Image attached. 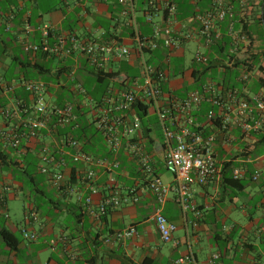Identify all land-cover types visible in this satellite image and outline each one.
<instances>
[{
    "label": "crops",
    "instance_id": "0c3cea01",
    "mask_svg": "<svg viewBox=\"0 0 264 264\" xmlns=\"http://www.w3.org/2000/svg\"><path fill=\"white\" fill-rule=\"evenodd\" d=\"M183 1H187L192 7L191 14L182 16ZM250 1L252 13L245 18L243 27L253 38L251 55L261 54V57L257 64L248 66L246 81L240 79L245 72L243 59L246 54L243 52L236 56L231 66L212 63L199 79L194 78V71L198 67L192 61L193 55L186 61V51L189 50L191 43L195 45L196 51L199 42L197 38L187 40L184 36L191 34L196 28L193 15L196 10L205 9L209 4L208 0H133L132 15L128 16L121 14L125 6L117 0H0V51L4 50L3 54H0V77L10 81H18L21 78L41 79L52 84V92L58 98L61 92L63 97H69L68 93L73 89L72 83L65 79L63 73L72 61L35 57L31 53L24 52L21 41L27 39L24 33L25 26L29 24L37 28L47 24L55 33H73L82 40L114 37L134 50L132 29L127 25V21L133 16L138 26V33L142 37H149L155 25L169 26L173 30L178 42L171 53L167 90L182 96L186 91L197 89L200 84L211 81L219 89L235 88L242 98L248 99L259 93L264 94V88L258 87V79L264 77V70L260 71L258 68L264 60V22L258 20V17L262 16L263 0ZM143 2L148 3V10H137L136 4ZM167 3L175 5V16L168 15L165 8ZM10 15L12 18L9 20ZM156 15H159V21L152 22V17ZM104 24H108L109 33L102 28L101 25ZM27 37L31 42H37L40 40V33L35 29L33 34ZM167 50L160 46L150 54L151 58H154L152 62L162 66L161 61ZM227 51L222 53L213 51V54L225 60L228 57ZM15 57H18V61L22 63H28L27 66L19 64L12 66L11 62ZM35 62L43 67L42 72L33 68ZM44 69L48 70L44 71ZM111 70L121 71V77L127 72L131 76H138V59L116 63ZM32 73L38 77L32 78ZM77 76L82 85L84 81H92V76L85 70L80 71ZM120 80L121 78L118 81ZM109 86L118 87L119 84L111 83ZM17 92L22 94L21 89ZM0 103H5V94L0 93ZM202 105L210 107L198 116L197 113ZM202 105L194 111V114L198 121L205 123L203 127L205 132H210L212 129L206 124L204 115L210 109L216 112L218 109L208 102ZM145 120L149 122L151 132H154L150 120ZM0 128H5L1 114ZM229 134L232 139L222 142V134L216 132L220 159L241 155L240 152L249 155L252 159L261 154L259 160L250 164V169L259 171L258 181L244 180L245 186L239 192L248 194L250 199L253 196L259 197L260 201L256 203V207L260 208V212L244 213V206L241 205L239 209L247 218V223L245 225L233 223L226 226L224 219L228 217L229 210L235 207V204L233 193L229 187L223 186V182L192 185L185 209L176 203L174 194L169 193L161 207V212L168 221L176 225L173 233L175 243H166L160 239L151 218L155 201L141 181V175L135 173V166L125 153H119L121 165L112 174L114 186L121 198H129L128 190L134 188L138 200L135 203L123 202L120 206L110 208L105 214L95 218L77 199L75 193L85 197L88 195V189L73 175H70L66 182V186L73 190L71 192L66 186L61 190L54 188L49 179L41 174L40 178L35 176L25 178L11 174L13 168L20 172L21 169L26 168V155L33 157L38 171L35 152L39 145L35 140H25L17 150H13L5 149L0 139V230L6 229L21 236L16 250H11L0 235V264H140L144 257L152 259L154 264H174L175 259L190 253L198 264H208L207 258L215 252H219L221 257L213 264L264 263V231L259 232L261 227L264 228L263 147L256 146L257 133L245 135L233 125ZM87 146L90 147L88 152L96 157L112 158L100 136L92 139ZM76 167L80 168L81 165ZM5 169L9 171L5 173ZM162 172L166 171L160 168L158 173L162 175ZM109 175L111 173L103 171L97 174L95 180L97 193L92 196L90 206L94 211L102 196L108 192ZM172 182V176L165 181L170 184ZM5 186L8 188L5 189ZM21 197L24 203L22 214L18 215L14 212V204ZM27 210L36 214L35 222L25 223L24 214ZM223 225L226 227L225 230ZM129 226H133L137 232L132 239L105 242L106 236ZM22 229L37 234V239L25 240Z\"/></svg>",
    "mask_w": 264,
    "mask_h": 264
},
{
    "label": "built area",
    "instance_id": "2783aa9c",
    "mask_svg": "<svg viewBox=\"0 0 264 264\" xmlns=\"http://www.w3.org/2000/svg\"><path fill=\"white\" fill-rule=\"evenodd\" d=\"M117 1L125 6L121 11L123 16L132 15L133 0ZM208 3L202 11H195L193 20L197 26L191 34L184 36L187 40L197 38L199 42L192 61L199 71L212 63L231 66L236 56L243 52L246 54L243 59L245 72L240 79L246 81L247 68L252 64L250 49L253 47V38L244 29L243 22L251 16V1L208 0ZM165 8L169 16H175L174 4L167 3ZM8 18L10 20L12 16ZM127 25L132 29L134 50L114 37L82 40L73 33H55L47 24L37 28L27 24L24 29L27 39L21 41L24 52L35 57L72 61L63 73L65 79L72 83L73 89L68 94L72 92L82 97L86 118L98 131L112 158L96 157L83 150L82 142L73 135V131L78 128L75 102L67 96L59 102L58 96L52 92V84L41 79L10 81L0 77V93L5 94V103H0V114L5 121V128H0V139L5 149L13 150H17L25 140H35L39 145L35 152L38 173L46 176L58 190L66 186L70 175L76 177L88 189L87 196L75 193L76 197L95 218L123 202L135 203L138 200L134 188L128 190L129 198H121L114 186L112 174L121 165L119 153H125L155 201L151 218L160 239L175 243L173 233L176 225L161 212L169 193H173L176 203L185 209L192 185L222 183L225 178L258 181L259 171L250 169V164L259 160L261 154L252 159L240 152L241 155L220 159L216 132L222 134V142L232 139L229 132L233 125L245 135L260 132L264 126V94L246 99L240 96L237 89H219L211 81L186 91L182 96L167 90L171 53L178 42L173 30L169 26L155 25L149 37H142L133 16ZM35 29L40 33V40L31 42L27 36L32 35ZM224 41L229 42L226 58L229 61L214 55L212 51L217 43ZM160 46L168 49L162 58V66L149 62L150 54ZM133 58L139 62L138 76L122 77L119 87L108 86L98 99L90 98L78 81L77 74L83 62L96 74L108 72L114 64ZM19 89L22 94H18ZM204 102L218 109L217 112L210 109L204 115L206 124L212 129L210 132H205V123L198 121L194 114ZM133 105L146 108L144 117L150 110L156 116L160 130L149 133L150 145H147L149 139L143 134L142 120ZM77 165L81 167L77 168ZM160 168L172 176V184L161 179L158 173ZM100 171L111 175L107 179L108 192L102 196L94 211L90 206L92 196L97 193L95 180ZM66 187L73 191L69 186ZM262 209L264 211V203ZM36 220L33 211L25 212V223ZM225 228L223 225V230ZM263 231L261 227L259 232ZM136 233V229L129 226L106 236L104 240L127 241ZM22 235L29 241L37 239V234L28 233L25 229H22ZM220 257L219 252L212 253L207 263L213 264ZM174 264L198 263L190 253L175 259Z\"/></svg>",
    "mask_w": 264,
    "mask_h": 264
},
{
    "label": "trees",
    "instance_id": "16d2710c",
    "mask_svg": "<svg viewBox=\"0 0 264 264\" xmlns=\"http://www.w3.org/2000/svg\"><path fill=\"white\" fill-rule=\"evenodd\" d=\"M183 5H184V10L182 11V16L186 15V14H191L192 13V7L188 4L187 1H183ZM259 22L263 23L264 22V0L262 1V16L258 17ZM102 28H104L107 32L109 31V26L108 24H104L101 25ZM109 33V32H108ZM229 45L228 41H224L223 43H217V45H215L212 48V51H218L219 53H222L223 51L227 50V47ZM4 50L2 49L0 51V54H3ZM261 57V54L258 56H252L251 55V63L252 64H257V62L259 61V58ZM262 59V58H261ZM13 61L11 62L12 66H16V65H22V66H27L26 63H22L20 61H18V57H15L12 59ZM153 58L149 59V62H152ZM240 63V62H237ZM245 63V62H243ZM81 65V69L80 71H84L87 72V74H90L92 76V81H84L83 82V88L86 91V94L93 99H98L99 95L102 93H105V90L107 89V87L109 85H111V83H120L118 80L121 77V71H114V70H110L108 72H98V73H94V71L92 69H89L86 64L83 62L80 64ZM33 68L37 69L38 72H42L41 70H43V67H41L40 64L38 63H34L33 64ZM209 67L204 68L202 71L199 70H195L194 71V78L195 79H199L201 77H203V75L205 74V72L208 70ZM260 71L264 70V60L263 63L260 64L258 66ZM48 69H44V71H47ZM124 77L130 78V77H135V76H131L129 72L124 74ZM115 87V86H113ZM119 87V86H118ZM195 87H198V85H195ZM258 87L259 88H264V77H260L258 79ZM61 96L59 99L62 100L63 98V92L60 93ZM75 93H70L68 96V98L71 101L75 102V109L76 112L78 113V128L75 129L73 131V135L80 141L82 142L83 145V150L88 152L90 151V147L87 146V143H89L92 139H94L95 137H99V133L98 131H96V129L93 127L92 123L88 121V119L86 118V109L82 106V97L75 94ZM133 107L135 108V110L137 111V115L138 117L142 120L146 114V108H140L139 105H133ZM210 106L209 105H202L199 113H197L198 116H201L203 111H206ZM142 131L143 134L145 135V137H147L149 139V142L147 145H150V135L149 133L151 132V128H149V122L146 120H142ZM92 128L94 130H92ZM256 135L257 138V147L264 146V126L263 129L258 132ZM29 155H26L25 157V169H21V173L25 174L26 176H29V178L33 177L31 172L28 170L27 165H32L33 167H36V163L34 160V163H31L30 161L27 160V157ZM135 173L138 174V172L135 170ZM223 186L224 187H229L231 189H233L234 191H238L241 192L245 186V182L243 180L240 181H234L228 178H225V180H223ZM0 235L3 239V241L5 242V244L11 249V250H16L17 244L21 241V236L14 234V233H10L8 230L6 229H1L0 230ZM140 264H154V261L148 257H144L141 259Z\"/></svg>",
    "mask_w": 264,
    "mask_h": 264
},
{
    "label": "rangeland",
    "instance_id": "374dc122",
    "mask_svg": "<svg viewBox=\"0 0 264 264\" xmlns=\"http://www.w3.org/2000/svg\"><path fill=\"white\" fill-rule=\"evenodd\" d=\"M136 6H137V10L147 11L148 10L147 8H148L149 5H148L147 2H143V3H139L138 5L136 4ZM156 21H159V15H156V16L152 17V22H156ZM195 49H196L195 45L193 43H191V45L189 47V50L186 51V57H187L186 61H188L191 58V56L195 52ZM31 77L32 78H37L38 76L35 73H32ZM43 77H41V78H43ZM143 119L144 120L145 119H147V120L149 119L150 122H151V126L153 128V131L154 132H159L160 126H159V124H158V122L156 120V116L154 115L152 110H150V112L148 113V116L144 117ZM92 130H94V129L92 128ZM27 160L30 161L31 163H34V159H33V157L31 155H29L27 157ZM27 168L31 172L32 176H35L37 178L41 177L40 174L38 173V171H36V167H33V164L32 165H27ZM8 171H9L8 169H5V173L8 172ZM13 173L16 174V175L24 176L25 178L29 177V176H26L24 174L23 175L20 174L21 172L19 170H17L16 168H13L11 170V174H13ZM170 178H171L170 174H168L166 172H162L161 179L164 182L169 180ZM229 190L234 195L233 199H234L235 207L233 206V208L229 210L228 217L226 219H224L225 220V224H226V226H230L233 223H237V225H245L247 223V218L245 217L243 212L241 213V210L239 209V207L241 205L244 206L243 207L244 208V213H251V212L254 211L253 213L258 214L260 212V208L256 207V203L260 201L259 197L253 196L252 199H250V198H248V194H245L244 192L239 193L237 191L232 190L231 188H229ZM23 203H24V200L21 197L14 204V206H15L14 212H16L18 215L22 214ZM235 238H234V241H235ZM25 240H28V239H25Z\"/></svg>",
    "mask_w": 264,
    "mask_h": 264
},
{
    "label": "water",
    "instance_id": "95a60500",
    "mask_svg": "<svg viewBox=\"0 0 264 264\" xmlns=\"http://www.w3.org/2000/svg\"><path fill=\"white\" fill-rule=\"evenodd\" d=\"M263 26H264V24H263Z\"/></svg>",
    "mask_w": 264,
    "mask_h": 264
}]
</instances>
